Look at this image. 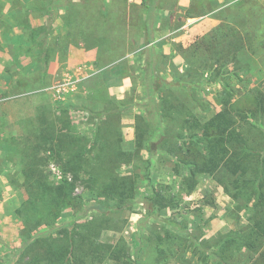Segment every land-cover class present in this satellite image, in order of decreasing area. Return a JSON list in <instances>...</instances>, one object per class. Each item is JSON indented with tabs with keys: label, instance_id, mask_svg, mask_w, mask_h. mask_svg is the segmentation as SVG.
<instances>
[{
	"label": "rangeland",
	"instance_id": "obj_1",
	"mask_svg": "<svg viewBox=\"0 0 264 264\" xmlns=\"http://www.w3.org/2000/svg\"><path fill=\"white\" fill-rule=\"evenodd\" d=\"M194 1H158L164 10L156 9L153 13L155 19L151 35L155 39L151 48L165 54L164 58L158 54L154 62L159 75L167 83H173H168L172 90L168 96L174 97V102L178 105L184 103L192 107V114L200 124L195 132L204 134L206 123L223 109L236 119L235 113L231 111L236 109L230 106V100L234 102V106H253L259 101L264 107V0H210L209 8L213 9L211 13L186 18L185 9L192 7ZM202 1L203 4H208L209 0ZM73 2H79V5ZM141 2L142 0H0L2 263L25 264L30 261L31 253L23 257L18 254L22 248L27 249V235L30 242L37 237L46 238L49 235L61 238L65 232L71 231L72 227L68 223L79 214L75 209L67 208L63 209L56 222L38 225L37 220H32L24 225L17 213L28 196L21 171L33 149L36 154L32 155L36 156L39 163L37 165L50 182L56 183L64 176H72L59 167V159L52 153L44 152L38 145L36 138L40 127L47 120L66 128L78 143V150H89V162L93 164V137L99 122V117H95L94 113L105 112L114 106L119 110V117L115 114L109 120L103 114L101 119L103 122L106 118L105 122L110 123L108 131L112 132L111 142L114 144L118 137L116 131L119 130L121 148L128 154L116 161V173L133 177L135 188L132 198L127 199L123 207L108 212L107 218L112 220L111 226L119 229L110 227L102 230L99 241L113 245L122 243L123 247L128 248L131 260L135 259L137 264H157L160 252V247L157 246H163L165 252H169L167 248L171 246L167 242L162 245L157 243L158 234L164 227H168L177 235L173 246L178 251L175 258L169 256V261L161 264H204L193 255L191 247L184 248L185 241L189 239L186 237V230L201 237H211L246 225L250 209L243 199L233 197L235 189L231 185L230 174L221 172L217 175H193L189 172V165L180 163L176 152L170 151L175 148L172 144L166 145L165 149H158L154 154L147 150L149 140L158 139L157 128L162 123H158L160 115L157 109L159 110L160 100L165 97L161 93L154 95V99L151 96L149 84L152 76L150 78L146 75L147 71L144 72L143 50L146 47L127 53L123 58L126 61L128 59L125 62L114 60L125 49L115 46L106 51L102 46H92L88 42L95 34L97 37L111 34L113 43L118 45L119 36L126 40L131 34H140L146 6L145 3L141 6ZM240 3L242 4L239 5ZM135 5L139 8L135 9ZM140 9L141 13L138 14ZM241 9L245 13L250 12L253 17L249 18L243 32L242 29L239 30L246 39L242 50L236 53V64L243 67L247 65L249 71H239L237 78L231 74L234 68L231 58L216 61V56H221L235 46L233 43L227 46L224 42L218 44V40H214L211 46L214 51L200 48L196 54L201 58L193 63L192 68L189 67L180 54L181 49H191L201 36L218 30L221 24L220 19L213 17L215 14L220 16L222 13L227 21L240 26L241 17L237 13ZM257 13L258 16H255ZM77 16L81 18L78 19ZM209 18L216 20V23L201 28L200 24ZM121 21L125 24L124 28L119 23ZM176 22L180 25L174 26ZM101 25L104 27L99 29ZM71 47L96 49L95 59L83 58L77 53L74 63L69 64ZM251 50H254L255 55L251 54ZM176 55L184 59L185 68L180 69L173 63ZM190 58L192 60L194 57ZM52 62L57 63L56 69L51 70ZM202 64L208 67L203 73ZM124 77H128L129 81ZM178 79L195 83L196 90L192 86L180 88L176 84ZM225 83L229 85V89L224 88ZM249 115L250 118L240 122L239 126L251 137H260L264 142V111L257 113L253 119L251 113ZM189 133L185 131L186 135ZM195 138L196 135L192 139ZM187 174L195 178L192 191L183 180ZM89 179L85 176V181L78 183L75 189V193L80 194L87 204L94 198H102L97 189H91L90 185L83 183L90 184ZM154 188L174 200L168 206L158 209L151 201ZM87 204L80 207L81 212L85 213ZM96 215H100V212L90 210L84 217L77 218L89 221ZM168 218L181 221L185 229L171 226ZM253 256L251 250L243 248L229 259V263L250 264ZM105 264L113 263L108 261Z\"/></svg>",
	"mask_w": 264,
	"mask_h": 264
},
{
	"label": "trees",
	"instance_id": "obj_2",
	"mask_svg": "<svg viewBox=\"0 0 264 264\" xmlns=\"http://www.w3.org/2000/svg\"><path fill=\"white\" fill-rule=\"evenodd\" d=\"M158 1L146 0L144 2L142 0L140 5L146 4V6L143 11L144 18H142L140 34H131L126 40L119 36L117 38L118 45L113 43L111 34L102 35V37H97L95 34L88 42L92 46H102L106 51L112 47L115 48V46L125 49L114 60H124L123 58L127 53L146 47L143 50L145 53L144 72L147 71L148 77L151 78L152 76V82L149 84L151 96L154 99V95L161 93L165 97L160 100L159 110L157 109V113L160 115L158 123H162L157 128L158 139L156 141L149 140L147 150L154 154L158 149H165L166 145L172 144L175 148L170 151L176 152L180 163L189 165V172H192L193 175L199 173L217 175L221 172L230 174L232 177L231 185L235 189L232 193L233 197L243 199L249 206L250 213L244 227L231 229L226 233L211 237H201L186 230V237L190 240L185 241L184 248L191 247L193 255L204 264H230L229 259L235 253L243 248H248L254 253L250 264H264V142L260 140V137H251L239 126L240 122L250 118L249 113L253 119L257 113L264 111V107L259 101H256L253 106H234V102L230 100V106L236 109L231 111L235 113L237 120L227 110L223 109L213 115L206 123L204 134H199V131L198 133L195 132V128H199L200 124L197 123L192 114V107L184 103L178 105L174 102V97L168 96L172 91L168 83H173H167L159 75L154 62L158 54L163 58L165 57L164 53H158L151 48L155 39L151 35L155 19L153 13L156 9L164 10L159 6ZM73 3L79 5V2ZM209 3L210 0L208 4H203L202 0H195L192 7L189 6L185 9V17L192 18L211 13L213 9L209 8ZM124 5L127 6L126 3ZM136 8L139 6L135 5ZM220 10L223 12L222 9ZM238 11L239 13H235L241 17L240 26L232 21H227L228 19L222 16V13L220 16L215 14L213 17L220 19L221 24L218 30L201 36L191 49H181L180 54L185 58L189 67L192 68L193 63H197L201 58L196 54L200 48L209 52L214 51L211 46L214 40H218V44L224 42V45L227 46L233 43L235 46L234 49L227 50L221 56H216L215 60L221 62L226 57L231 58V63L234 65L231 74L237 78L239 71L245 73L249 71L250 68L247 65L243 67L236 64V53L238 54L242 50L244 47L242 44H245L246 39L242 33H239V30L242 29L243 32L248 25L249 18L253 15L250 12L245 13L243 9ZM140 13L141 9L138 11V14ZM255 16H258V13ZM77 18L80 19L81 17L77 16ZM119 23L124 28V22ZM178 25H180L179 22L174 24V26ZM103 27L104 25H101L99 29ZM95 40H100V42L96 43ZM125 51L127 52L125 53ZM251 54L255 55L254 50H251ZM191 56L194 57L192 60ZM124 61L127 62L128 59ZM201 67L202 73L204 70H208L206 64H202ZM176 84L182 89L192 86V89L196 90L197 87L195 83L182 80L177 81ZM165 88L170 89L165 90ZM224 88L229 89V85L225 83ZM118 112L119 110L114 106L105 112L94 113L95 117H99V122L96 124L93 137L92 146L95 147L93 164L89 162V150L87 148L78 150V143L76 144L74 137L67 132L66 128L47 120L40 127V132L36 138L38 145L42 147L44 152L52 153L54 157L59 159L60 162H57L59 167L65 173L70 172L72 176L71 178L64 176L56 183L50 182L45 177L43 170L37 165L39 163L36 161V156L32 155L36 154L33 149L32 153L29 154L30 159L21 171L25 180L23 186L26 188L28 196L23 205L18 208L17 213L24 225L32 220H37L38 225L56 222L63 209L67 208L75 209L79 213L77 217H84L90 210L99 211L100 215H96L93 220L89 221L81 220L80 217L74 218L68 223L72 227L71 231L65 232L61 238H53L49 235L46 238L37 237L30 242V237L27 235V249L22 248L18 253L21 257L31 253L30 261L25 264H105L108 261H112L113 264H137L135 259L131 260L128 248L123 247L122 243L113 245L98 239L104 229L110 227L119 229L116 226H111L112 220L107 218L108 212L123 207L126 204L125 201L132 198L135 188L133 177L117 175L116 173V167H118L115 164L116 161L128 154L121 148L119 130L116 131L118 137L114 144L111 142L112 132L108 131L110 123L105 122L106 118L103 122L101 119L102 115L105 114L109 120H112V116L115 114L119 117ZM185 131L190 133L186 135ZM195 135L196 138L192 139ZM98 142H102V144ZM65 157L68 158L65 159ZM40 159L42 160V158ZM85 176L90 178L88 181L90 184L83 183L86 186L90 185L91 189H97L98 194L103 199L94 198L87 204L86 201L82 200L83 197L80 194L75 193L78 183L85 181ZM105 177L106 179H103ZM183 180L188 185L189 190L192 191L195 178L187 174ZM153 192L151 201L157 205L158 209L168 206L174 200L172 197L164 196L157 188H154ZM86 204L85 213L81 212L80 207H84ZM167 221L177 229H185L181 221L172 218H168ZM175 238L177 235L168 227H164L162 232L158 234L157 243L159 245L167 242L172 247H168L169 252H165L163 246H157L160 247L157 264L168 262L169 256L175 258L178 251V248L173 246ZM37 249L40 251L38 252ZM19 260L21 261V258ZM0 264L4 263L0 261Z\"/></svg>",
	"mask_w": 264,
	"mask_h": 264
},
{
	"label": "crops",
	"instance_id": "obj_3",
	"mask_svg": "<svg viewBox=\"0 0 264 264\" xmlns=\"http://www.w3.org/2000/svg\"><path fill=\"white\" fill-rule=\"evenodd\" d=\"M216 23V20L214 19H211L209 18L208 20H204L200 25L201 28L205 27L206 25H213ZM80 54L81 57L83 58H87V59H95V56H96V49H81L80 47H77L76 49H74V47L70 49L69 51V64H72L74 63V59H75V55L76 54ZM173 63H175L178 67H180V69H183L185 68V63H184V59L179 56V55H176L174 58H173ZM56 66H57V63L54 64V62L51 63V70L52 69H56ZM125 80L128 78V77H124ZM129 81V79H127ZM122 83H123V80H122ZM126 84V83H125ZM124 85V84H123Z\"/></svg>",
	"mask_w": 264,
	"mask_h": 264
}]
</instances>
